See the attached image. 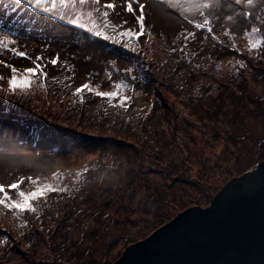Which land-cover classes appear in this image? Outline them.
I'll list each match as a JSON object with an SVG mask.
<instances>
[{
  "label": "trees",
  "instance_id": "obj_1",
  "mask_svg": "<svg viewBox=\"0 0 264 264\" xmlns=\"http://www.w3.org/2000/svg\"><path fill=\"white\" fill-rule=\"evenodd\" d=\"M246 21L248 26L239 36H235L231 31V36L226 35L225 31L229 30L227 27L223 34L218 35L197 34V30L193 32L187 28L173 36L175 39L171 41L174 45L176 43L177 47L170 48L168 56H182L183 52L186 56L180 59L199 72L202 70L209 82L195 81L190 87L182 90L175 87L173 92L167 91L168 93L163 94L166 101L159 99L157 94L158 91H166L164 82L169 78L165 76L164 70L170 63L162 59L153 60V33L146 31L148 34L139 38L137 51L133 52L122 44H113L70 26L76 35L96 42L111 60V71L102 73V81L98 82L97 89L109 92L117 90L114 87L116 83L123 82L128 85L119 90L121 95L132 98L127 110L119 106L118 99L109 102L107 98L96 96L90 100L97 106L95 116L104 115L100 118L102 123L95 121L94 124L85 126L81 118L77 117L79 128H68L60 120L45 115L47 107L52 106L55 109L66 107V111L71 115L82 116L83 107L88 102L86 91L83 93V101L79 95L71 97L68 102L66 99L62 102L58 97L50 101L42 98L36 92L37 89L40 86L44 89L53 88L55 84L57 87L62 82L58 83L47 75V79H35L25 90L18 87L15 92H11L7 79L5 87H0V100L7 108L5 112H0L2 120H5L3 126L0 125V131L4 127L24 135L29 144L45 152L51 160L81 158L82 164L70 171L57 167L38 177H31L38 180L39 185L51 184L67 189L63 193L52 192L47 194L46 198L41 197L33 201L35 213L26 211L18 218L13 211L0 206V264H78L75 260L82 254L87 260L91 258L94 261L98 257L101 242L104 241L108 245V239L105 237L110 235H113L111 238L114 239L112 246H124L118 254L121 255L127 246L144 239L177 214L189 207L199 206V200H203V205L207 206L211 197L226 182L252 170L264 160V156H260L258 163L237 176L228 177L229 170L226 169L224 174L213 178L208 175L206 168L202 169L199 163H193L198 149L202 156H206L210 151H225L226 156H231L235 154L233 146L236 143L224 134L231 132L225 131L223 125V130L218 128L223 119L218 118L213 124V114L209 111V107L216 106L218 100L223 103L228 94L224 88L228 86L223 79L213 81L210 78L212 73L205 70V64L200 66L198 62L204 52L199 54L200 47L192 45L199 37L213 39L215 36L222 53L230 49L243 54V49L247 48L249 55L259 57L258 62L262 63L264 68V52H249V37L245 35L246 30L250 31L253 26H257L261 29L258 36H264V0L258 2L255 15ZM124 29L127 28L120 30ZM188 33L200 36L189 39L186 43L185 36ZM135 39L133 37V40ZM143 39L147 44H143ZM124 41L127 42V38H124ZM190 46L193 47L192 51ZM205 52L209 53L208 50ZM221 60L223 61V58ZM224 60L231 66L237 64L233 59L225 57ZM118 61L121 62L120 66ZM260 63L259 67H262ZM129 69L130 71H126ZM223 73L220 72L219 78ZM261 73L263 80L264 70ZM189 76H192L191 79L198 77L193 71ZM80 77L81 82L74 89L92 80L89 75ZM73 78L74 75L72 78L66 77L63 83L79 80ZM235 81L245 82L238 77ZM152 85H155L154 89ZM169 86L173 88L174 85ZM62 95L65 93L60 96ZM45 96L49 97L48 94ZM146 98L147 103H162L160 113L144 118V115L139 113L140 110L134 109L143 105L145 101L140 102ZM181 100L183 101L180 102ZM219 110L228 118V111L221 107ZM97 112L99 114H96ZM9 123L13 125L10 126ZM217 129L219 134L216 131L213 136L212 133ZM227 142H230L229 145ZM85 168L88 171L85 172ZM200 169L203 173L199 172ZM78 173L81 175L78 176ZM199 174L202 175L201 179ZM37 186L27 180L20 190L30 192ZM192 189L196 190L194 194H191ZM149 191L154 193L150 194ZM196 194L200 197H196ZM12 198L18 197L12 195ZM111 209L119 210L123 218L105 216L104 214H108L107 210ZM126 217H131L132 223H125ZM98 224L105 225V228H97ZM127 237L130 239L125 244ZM87 242L91 244L85 253L87 245L81 247L80 244ZM109 250L110 246L103 248L102 252L105 254Z\"/></svg>",
  "mask_w": 264,
  "mask_h": 264
},
{
  "label": "rangeland",
  "instance_id": "obj_2",
  "mask_svg": "<svg viewBox=\"0 0 264 264\" xmlns=\"http://www.w3.org/2000/svg\"><path fill=\"white\" fill-rule=\"evenodd\" d=\"M104 2H107V0H101V3ZM258 2H260V0H256L253 6H236L233 4L231 7H228L227 4H225L222 9L217 10L215 15L210 17L213 21L212 34H223L224 29L227 27L235 36L241 35L248 26L246 19L243 17V11H252V16H254ZM115 3L117 8L114 12H110L109 19L118 25L123 24V21H127V24H123L121 29L131 28L133 30H139L135 16L124 10L123 0H115ZM140 3L146 5V31H150L155 37L151 44V49L154 51V56H152L153 60L162 59L170 63V66L166 65V69L164 70L165 76L169 78L164 82L166 91L164 93L158 91L157 97L165 100L163 94L168 93L167 91H169V93L173 92L175 87L182 90L190 87V84L195 81L205 80V82H209L208 77L202 73V70L199 72V70L193 68L192 65L185 64V61L180 59L186 56L183 52H181L182 56H178L177 54H172L171 58L168 56L169 49H175L177 47V44L175 43L174 45L171 41L175 39L173 36H176L181 31L188 28L191 31L197 30V34L209 35L207 31L196 29L193 23L189 22L202 21V19L195 12L188 11L184 0H181V6L177 8L168 7L167 12L163 10L158 0H140ZM226 15H232V21H227ZM72 30L73 29L69 25H62L59 21H54L50 24L34 22L33 17L19 10L16 12H11L10 10L6 12L0 7V34H7L17 40L16 47L27 52L28 56L31 57V59H27L13 56L10 53H2L0 54V59H4L7 63H11L17 68L23 69L33 67L32 60L37 56L43 57V60L39 61V63L46 65L44 71L47 75L51 79L55 78L53 80H57L56 82L58 83L62 82L58 84L57 87L55 84V87H53L54 89H44L42 86L37 89L36 92L39 93L42 98L49 99L50 101L58 97L62 99V102H64L65 99L68 102L71 100V97H75L74 87L81 82L82 78L80 76L82 75H84V77L89 75V78H92V80H88L87 83H90L94 89L98 90V82L102 81V73L104 72L106 74L107 71H111L109 64L111 60H109L105 52L100 50L96 42L90 41L85 37H80ZM142 42L143 44H147L145 39H143ZM192 46L196 48L200 47L198 51L199 54L204 52V54L200 55L198 62L200 66L205 64V70L212 73V77L210 78L213 81L223 79L228 86L224 88L225 92L228 94L225 98L223 97V103H220V100H218L216 106L209 107V111L213 114V124L218 118L223 119L218 125V128H220V130L225 128V131H230L231 134L229 132H224V134L227 138L233 139L236 143V145L233 146L235 147V154L231 156H226L225 151L222 150H220V152L222 151L221 153L210 151L206 156H202L198 152L200 149H198L195 154L196 160H194L193 163H199V167L202 166V169L206 168L211 178L224 174L226 169L229 170L227 171L228 177L237 176L258 163L257 161H259L260 156H264V79H261V71L264 70V68L262 63L258 62L259 57H252L249 55L247 48L243 49V54L237 51H231L230 49L222 53L221 50H219V43L215 39L204 37L197 38ZM192 46L189 47L191 51L193 48ZM190 49L186 50L190 51ZM207 50L210 54L205 52ZM57 56L59 57L58 64L56 66L51 65L49 61ZM225 57L229 60L233 59L237 64L233 66L228 65L229 63H226L227 60H224ZM222 58L223 61L221 60ZM209 59H211V61H209ZM171 60L173 61L172 64ZM238 61L244 66H241V63H238ZM117 63L119 66L121 65L120 61ZM259 63L262 67H259ZM217 66L218 69H216ZM225 67L227 70H225ZM192 71L198 75L197 78L191 79L192 76L189 75ZM220 72L224 73L222 74L223 76L219 78V76H221ZM72 75H74L73 79L78 78L79 80L75 82L72 81L73 83H69L68 81L63 83L66 77L72 78ZM10 76V69L0 66V77H3V79H0V87H5L7 83L6 80L9 79ZM236 77L245 82H234ZM170 84L174 85L173 88L169 86ZM154 86L155 85H152L153 89ZM49 89L53 90L49 92ZM106 90L107 87L105 88V91ZM61 92L65 93V95L60 96L62 94ZM58 93L61 94L59 95ZM46 94H48L49 97H46ZM85 95L88 102L83 107L82 116L71 115L66 111V107H64V109H60V107L55 109L52 106L47 107L48 111L45 115L60 120L63 125L68 128H71L70 126L79 128L78 125H80V122L77 124V117L81 118L82 124L85 126L92 125L95 121L102 123V119L100 118L104 117V115L95 116L97 106L95 102L90 101L96 98L95 93H88L86 91ZM148 98L141 100L140 103L144 101L147 103ZM182 101L183 100L180 102ZM145 103L134 108L140 110L139 113L144 115V118L146 116L150 118L152 114L160 113L161 102L159 104H155L152 101L147 104ZM219 107L228 111V118H225V116L221 114L222 110H219ZM6 109V106L2 105L0 100V112H5ZM96 114H99V112ZM235 115L238 118H236ZM4 122L5 120H2V116H0V125L3 126ZM9 125L12 126L13 124L9 123ZM222 125L224 128L221 127ZM2 128L3 130L0 131V184L7 186L17 181L20 177H24V182L20 185L21 189L26 184L28 177H38L57 167L62 168V170L68 169V171H70L82 164L81 158H64L58 160L53 158L51 160L45 152H41L37 150L34 145L29 144V141L24 135L16 134L15 131L10 128L7 130L4 127ZM15 130L16 132L18 131L17 128ZM216 131L219 134V129H217L214 134L212 133L213 136H215ZM229 143L230 142H227V145H229ZM222 158L224 159L223 161L221 160ZM55 163L58 165H54ZM202 169H200L199 172ZM201 173H203V171H201ZM198 177L201 179L202 175L199 174ZM207 178L211 180L210 177ZM220 190L221 188L211 197L207 206L203 205V200H199V206H192L189 208L208 207ZM195 192V189L191 190V194ZM149 193L152 194L154 192L149 191ZM10 195H17L16 190L10 191ZM195 196L200 197L199 194ZM107 211L108 214H104L107 217L113 216L118 219L119 216H121L123 218V214L121 212L119 213V210L111 209ZM132 221L131 217H126L124 222L130 224ZM97 228H105V225L98 224ZM112 236L113 235L105 237V239H108V245L104 241L101 242L98 257H96L94 261L91 258L87 260L83 254L79 255L80 258L75 261H77L78 264H110L112 261L118 259L120 256L118 254L124 246H120V244L112 246L114 241V239L111 238ZM129 239V237L125 239V244ZM89 244L91 243L87 242L80 244L81 247L87 245V248L84 250L85 253L88 252ZM109 246L111 250L104 254L102 249L106 247L109 248ZM51 259L49 262H51Z\"/></svg>",
  "mask_w": 264,
  "mask_h": 264
},
{
  "label": "snow or ice",
  "instance_id": "obj_3",
  "mask_svg": "<svg viewBox=\"0 0 264 264\" xmlns=\"http://www.w3.org/2000/svg\"><path fill=\"white\" fill-rule=\"evenodd\" d=\"M158 2L162 5L165 12H167L168 7L177 8L181 6V0H158ZM184 3L187 5L188 11L195 12L202 19V22H189L193 23L196 29L212 33L213 21L210 17L215 15L217 10L222 9L225 4L228 7H231L233 4L236 6H253L256 0H184ZM0 7L6 12L9 10L11 12L19 10L33 17L34 22L50 24L54 21H59L62 25L72 26V28L82 30L93 37L111 41L113 44H122L123 47L129 48L133 52L137 51L139 38L148 34L145 27L146 5L140 3V0H123L124 10L135 16L138 31H133L131 28L121 31L119 29L123 27V24H127V21H123V24L118 25L109 19L110 12H114L117 8L115 0H107L104 3H101V0H0ZM252 14V11H243L245 19L250 18ZM232 19V15H226L227 21H232ZM260 31L261 29L257 26H253L250 31H245V35L249 37V52L253 50L264 52V36H258ZM225 34L232 35L230 30H226ZM133 37L136 39L133 40ZM124 38H127V42L124 41ZM194 38V33H188L185 36V42L187 43L189 39ZM213 39H216V37L213 36ZM16 45L17 40L7 34H0V54L10 53L16 57L31 59L27 52L20 50ZM42 60L43 57L37 56L32 60L33 67L20 69L11 63H7L6 60L0 59V66L11 71V76L8 79L9 90L15 92L18 87L21 90H25L32 85L35 79H39L40 77L47 79V73L44 71L46 65L39 63ZM58 62V56L49 61L53 66H56ZM238 63L241 62L238 61ZM241 66L244 65L241 63ZM126 71H130V69ZM0 79H3V77H0ZM114 87L117 90L104 92L94 89L90 83H85L75 89L74 95H79L81 101H83V93L85 91L94 92L96 96L107 98L109 102L118 99L119 106L127 110L132 98L127 95H121L119 90L128 87V85L120 82L116 83ZM84 171L86 172L88 169L85 168ZM77 175L81 174L78 173ZM24 179V177H20L17 181L7 186L0 184V206H3L8 211H13L18 218L26 211L31 213L36 212V208L32 203L33 201L41 197L46 198L47 194L52 192L63 193L67 191L63 186H53L51 184L39 185L38 180L28 177L27 179L32 184L38 186L33 191L25 192L20 190V185L24 182ZM12 190H16L18 198H12L10 195V191Z\"/></svg>",
  "mask_w": 264,
  "mask_h": 264
},
{
  "label": "water",
  "instance_id": "obj_4",
  "mask_svg": "<svg viewBox=\"0 0 264 264\" xmlns=\"http://www.w3.org/2000/svg\"><path fill=\"white\" fill-rule=\"evenodd\" d=\"M112 264H264V160L206 208L177 214Z\"/></svg>",
  "mask_w": 264,
  "mask_h": 264
}]
</instances>
